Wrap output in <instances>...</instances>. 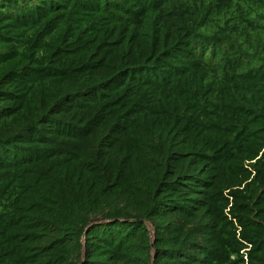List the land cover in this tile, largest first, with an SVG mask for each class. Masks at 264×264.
Here are the masks:
<instances>
[{
    "label": "trees",
    "instance_id": "1",
    "mask_svg": "<svg viewBox=\"0 0 264 264\" xmlns=\"http://www.w3.org/2000/svg\"><path fill=\"white\" fill-rule=\"evenodd\" d=\"M0 264H264V0H0Z\"/></svg>",
    "mask_w": 264,
    "mask_h": 264
}]
</instances>
